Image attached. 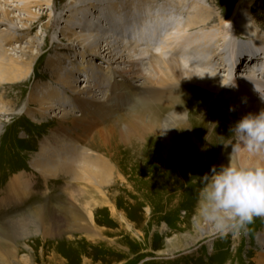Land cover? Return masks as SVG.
<instances>
[{
  "label": "bare ground",
  "instance_id": "6f19581e",
  "mask_svg": "<svg viewBox=\"0 0 264 264\" xmlns=\"http://www.w3.org/2000/svg\"><path fill=\"white\" fill-rule=\"evenodd\" d=\"M88 1L71 6L72 14L67 19L65 32L69 39L75 37L78 40L85 53L109 57V64L89 63L85 70L84 66L67 65L68 59L66 63L60 57L53 59L54 77L60 89L39 92L38 96H32L31 103L38 102L39 115L43 118H48L50 111L54 113L52 117L60 119L59 127L51 132L50 137L55 141H49L47 137L46 142L41 143L42 149L34 155L32 167L48 179L64 176L71 181L90 180L95 186L107 182L116 166L107 158L93 156L95 154L91 152L94 150L82 147L79 137L72 136L74 131L92 148H101L111 157H115L112 156L115 151L113 145H121L120 152L131 159L130 164L143 165L142 161L147 163L150 159L158 169H165L167 165L174 167L178 175L187 179L184 173L191 172L200 158L211 156L213 164L218 165L222 152L214 142L224 140V133L221 131L222 134L217 135V126L210 125L208 119L217 108L211 107L207 112L202 110L205 113L198 117L201 108L191 110L189 96L202 87L216 94H227L229 106L238 108L241 116L252 111V114H259L258 110H264V32L259 30L250 15L254 0H240L232 16L224 22L220 20L222 23L219 25L223 29L219 35L206 32L219 21L215 18L219 16L198 0H95L91 5V0ZM3 16L0 23L6 28L0 29V87L5 82L21 79L23 74L32 70V65L23 56L15 58L6 49V45H14L13 41L20 42V37L9 11H4ZM79 28L87 32H78ZM233 30L236 32L234 37L231 34ZM221 43L224 47L228 44L231 47L233 67L217 52ZM164 49L171 51L167 60L153 54ZM207 53L211 58L206 62L202 56ZM148 56L152 60V70L150 77H143L141 64ZM184 58L185 64L182 65L180 59ZM200 67L210 73L202 72ZM83 70L91 73H87V79L79 77ZM222 70L227 71L231 78L220 77ZM142 78L145 81L140 83ZM80 81L85 82L82 85ZM55 95H58L60 104L56 102ZM3 102V94H0V105ZM59 106L62 108L60 112H54ZM4 108H0V114L5 112ZM75 112L81 114L76 116ZM26 114L31 117L38 115L29 109ZM63 130L72 133L71 137L54 138ZM240 161L236 164L231 159L236 166L264 164V159L261 161L253 157H242ZM187 179L185 181L188 182L193 177ZM185 181L178 184L181 187L175 185L176 189L194 185ZM32 183V178L25 172L19 173L8 183L0 202L2 205L22 204L31 195ZM97 190L100 193L101 189ZM82 192L86 193L85 190ZM91 198L94 202L95 199ZM85 205L87 224H81L77 215L73 220L65 215L62 223L68 226L80 223L81 227L77 229L89 232L90 222L94 221L93 213L89 200ZM40 213L39 209L28 215H33L32 218L24 217L23 220L31 221V225L40 231L41 225L36 222ZM58 226L54 232L61 230ZM198 230L201 236L215 233L204 229L200 223ZM257 242L261 250H257L252 261L253 264H264V230L258 235Z\"/></svg>",
  "mask_w": 264,
  "mask_h": 264
},
{
  "label": "rangeland",
  "instance_id": "374dc122",
  "mask_svg": "<svg viewBox=\"0 0 264 264\" xmlns=\"http://www.w3.org/2000/svg\"><path fill=\"white\" fill-rule=\"evenodd\" d=\"M80 1L89 3L88 0H0V19L4 17V11H9L20 37V42L13 41L14 45H6V49L15 58L23 56L32 65L30 73L26 72L21 79L5 82L0 87V94L4 97L0 108L5 107V112L0 114V198L4 197V190L11 179L19 173L25 172L33 181L31 195L22 204L2 205L0 202V264H253L257 250H261L257 238L264 230V216L254 217L239 234L229 232L222 235L214 226L204 222L198 211L205 187L203 177L212 174V167L217 166L216 169L219 170L220 166L230 160L233 145L237 142L231 129L244 117L238 108L236 110L229 106L230 100L225 93L216 94L199 87L189 96V108H201L198 117L210 111L211 107L217 108L215 114L209 116L208 122L214 127L217 126V135H221L223 131L225 139L214 142L222 152L218 165L213 164L215 162L211 156L200 158L198 167L188 174L184 173L188 179L193 177L188 182L185 181L187 178L178 175V170L174 167L169 168L167 165L165 169H158L150 159H147V163L142 161L143 165L132 162L130 164L131 159L120 152L121 145H113V158L101 148H92L76 131L72 134L68 130L56 133L54 138H70L71 134L75 135V138L79 137L82 147L94 150L91 152L95 154L93 156L107 158L108 162L116 166L108 174L107 182L96 184L102 194L90 180L71 181L72 179L64 176L48 179L32 167L34 155L42 149L41 143L44 144L48 138L49 141H55L50 137L51 132L59 127L60 119L52 117L54 113L50 111L48 118H43L39 115L38 102L31 103L32 96H38L39 92L60 89L54 77L53 59L60 57L63 63L68 59L67 65L73 63L77 67L84 66L85 70L89 63L99 62L105 66L109 64V57H95L85 53L78 40L75 37L69 39L65 32L67 19L72 14L71 6H76ZM94 1L91 0L90 5ZM198 1L219 16L215 17L219 21L206 30L219 35L223 29L219 23L232 16L240 0ZM250 12L255 25L264 32V0H254ZM77 26L79 25L75 27ZM5 28L6 25L0 23V29ZM81 30L85 31L83 28L77 29L78 32ZM234 30L231 32L232 37L236 36ZM220 36L223 37V34ZM222 46L221 43L217 47V52L233 67L231 47L229 44ZM153 54H159L167 60L171 51L164 49ZM210 58L208 53L202 56L206 62ZM150 59L148 56L141 64L143 77H150ZM185 60L186 58L180 59L182 65ZM200 68L202 72L210 73L209 70ZM87 73L90 71L83 70L79 77L85 78ZM219 75L223 78L228 76V72L222 70ZM144 81L142 78L140 83ZM84 82L80 81L82 85ZM57 97L55 95L56 102L60 104ZM28 109L38 115L28 116ZM61 109L59 106L54 112L59 113ZM79 113L75 112V115ZM242 157H253L262 161L264 153L252 154L242 148L232 155V160L240 164ZM184 181L194 185L184 187L183 190L176 189ZM84 190L86 193L82 192ZM91 197L97 204L95 201L91 202ZM88 200L94 220L92 224L90 222L89 232L77 229L81 227L80 223L87 224L85 203ZM39 209L41 213L36 222L41 225L40 231L31 225V221L23 220L24 217L32 218L33 215H28ZM65 215H68L69 220L79 216V225H64L62 221ZM199 223L204 229L215 233L201 236ZM56 225L61 228L56 231L58 234L54 232Z\"/></svg>",
  "mask_w": 264,
  "mask_h": 264
},
{
  "label": "clouds",
  "instance_id": "9594fccd",
  "mask_svg": "<svg viewBox=\"0 0 264 264\" xmlns=\"http://www.w3.org/2000/svg\"><path fill=\"white\" fill-rule=\"evenodd\" d=\"M236 143L227 166L215 167L205 175L199 209L200 218L226 235L239 234L256 216H264V164H232V155L242 148L249 153H264V110L249 113L233 129Z\"/></svg>",
  "mask_w": 264,
  "mask_h": 264
}]
</instances>
